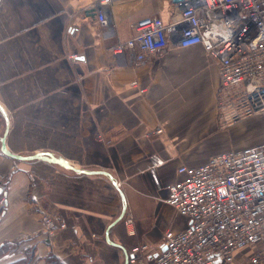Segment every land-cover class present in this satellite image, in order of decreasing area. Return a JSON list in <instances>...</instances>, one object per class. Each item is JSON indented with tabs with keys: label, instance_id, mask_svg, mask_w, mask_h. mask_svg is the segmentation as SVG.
Returning <instances> with one entry per match:
<instances>
[{
	"label": "crops",
	"instance_id": "0c3cea01",
	"mask_svg": "<svg viewBox=\"0 0 264 264\" xmlns=\"http://www.w3.org/2000/svg\"><path fill=\"white\" fill-rule=\"evenodd\" d=\"M173 4L0 0V264H123L124 251L186 226L164 202L177 168L227 150L216 62L177 39L141 65L112 52L137 20H176ZM43 215L66 228L47 236Z\"/></svg>",
	"mask_w": 264,
	"mask_h": 264
},
{
	"label": "built area",
	"instance_id": "2783aa9c",
	"mask_svg": "<svg viewBox=\"0 0 264 264\" xmlns=\"http://www.w3.org/2000/svg\"><path fill=\"white\" fill-rule=\"evenodd\" d=\"M126 1L131 0L99 4ZM173 6L176 20H137L133 36L117 43L113 54L131 50L141 65L172 39L182 48L200 46L216 62L219 128L255 117L264 120V0H181ZM97 20L106 26L100 10ZM177 174L164 202L186 226L166 232L158 247L141 244L124 251L123 264H264V138L211 155L197 166L181 165ZM123 224L133 235L131 219ZM41 225L47 236L66 228L48 215L41 217ZM85 260L102 264L91 255Z\"/></svg>",
	"mask_w": 264,
	"mask_h": 264
},
{
	"label": "rangeland",
	"instance_id": "374dc122",
	"mask_svg": "<svg viewBox=\"0 0 264 264\" xmlns=\"http://www.w3.org/2000/svg\"><path fill=\"white\" fill-rule=\"evenodd\" d=\"M212 82H205L204 84V89L202 90L201 95L204 98V100H207L210 98V91H211V86ZM210 101V100H209ZM248 126V127H246ZM219 134H221V144L220 147H227V150H232V149H238L243 146L247 145H253L256 143H259L260 141L263 140L264 138V120L259 117L251 118L248 121H243L240 123H237L231 128H225L218 130ZM231 140H234L236 142L235 146H231ZM197 144L200 142H205L201 140L195 141ZM213 142V140H211ZM225 150V151H227Z\"/></svg>",
	"mask_w": 264,
	"mask_h": 264
},
{
	"label": "water",
	"instance_id": "95a60500",
	"mask_svg": "<svg viewBox=\"0 0 264 264\" xmlns=\"http://www.w3.org/2000/svg\"><path fill=\"white\" fill-rule=\"evenodd\" d=\"M172 1L175 3V2H178V1H181V0H172ZM0 111L3 112V110L1 108H0ZM29 158H44V159H47V160H50V161H54V162H58V163H60L62 165H65V163L63 161H60V160H58L56 158H53V157H50V155H47V154H44V155L43 154H36L34 156H30ZM120 217L121 216H119L117 218V221L120 219Z\"/></svg>",
	"mask_w": 264,
	"mask_h": 264
},
{
	"label": "trees",
	"instance_id": "16d2710c",
	"mask_svg": "<svg viewBox=\"0 0 264 264\" xmlns=\"http://www.w3.org/2000/svg\"><path fill=\"white\" fill-rule=\"evenodd\" d=\"M17 264H24V261H23V262H21V263H17Z\"/></svg>",
	"mask_w": 264,
	"mask_h": 264
}]
</instances>
